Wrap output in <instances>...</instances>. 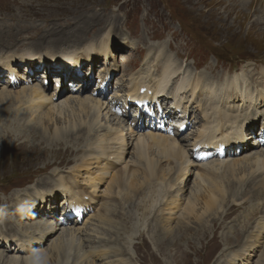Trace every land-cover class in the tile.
<instances>
[{"label": "rangeland", "instance_id": "obj_1", "mask_svg": "<svg viewBox=\"0 0 264 264\" xmlns=\"http://www.w3.org/2000/svg\"><path fill=\"white\" fill-rule=\"evenodd\" d=\"M177 8H180L181 15L179 10L178 12L173 11ZM171 13L177 18L172 17ZM179 21L184 28L180 26ZM258 21H264V0H0V54L10 52L19 55L25 49L36 52L77 50L81 53L87 45H92L95 47L98 60L107 63V58L105 59L104 53L99 48L102 43L110 45L115 56L106 66L96 67V75L91 78V83H88V87L83 86L80 92H72L73 88L68 84L66 88L64 84L57 88L52 79H45L41 82L40 76L44 75L43 71L35 73L30 82L24 75L16 78L14 88L15 86L22 88L27 82L30 85L39 83L50 93V96H58L56 105L60 107V102L65 96H70V99L75 101V98L85 96L95 89V80L100 71L102 76L105 73L108 76L109 69L116 74L110 80L112 83L109 91L129 85L133 76L145 69L147 54L154 43H165L167 49L173 50L179 61L184 64L188 63V69L194 73L205 70L215 77L220 73V78L223 79L227 70L231 71L228 72L229 74L240 71L250 61L255 68L250 78L255 79L256 76L260 78L259 72L264 68V25L259 24ZM204 45L212 52H219V55L226 58V61L222 60L223 63H217L214 55L208 56L209 51H202L201 48ZM155 53V51L152 52L151 62L156 65L154 72L158 74L162 59L156 58ZM125 58H130L127 64H123ZM195 58L200 60L199 62L196 60V64L202 65L203 61L204 64L201 67H195ZM85 62L87 63V60L84 57ZM230 62L236 66L235 69ZM87 81L84 77L83 82ZM3 86L6 85L0 86V92ZM68 93L69 95H66ZM74 109L77 107L71 111ZM192 110L195 117L201 118L198 107H193ZM22 114L24 116L21 122L19 121L20 127L14 129L4 123L0 125V233L21 231L18 227L21 221L27 225L33 224L38 220L36 216L41 213V209L44 213L47 212L43 207L47 201L44 203L42 200L35 210L36 214L29 212L30 215H25L22 219V210L18 208L20 199H27L26 196L38 197L37 193L43 195V192L50 189L53 181L63 176L73 179L77 177L76 181L85 186L81 177H85L87 172L92 173L93 176L100 174L103 179L96 186L95 197L99 202L94 203V207L88 215L84 216L85 218L78 220L80 224L77 226L91 229L96 222V218L92 216L96 206L102 208L107 206V202L114 203L112 197L116 190L112 189L107 193L106 189L112 174L118 171L121 162L108 159L106 156H102L99 161L97 158L90 159L91 150L104 145L96 143L91 147L85 142L75 144L74 141L71 142V137L57 142L55 136L53 137L54 134L43 135L44 130L48 128L47 124H43L44 128L41 126L34 128L32 122L27 121V118H30L27 117V112ZM110 117L101 120L100 127H103V130L111 124L110 121L113 118ZM121 122L123 125L127 124L125 120ZM200 125L201 123H195L198 128ZM113 126L119 125L114 123ZM4 130L6 132L17 130V132L13 131L14 134L4 137ZM50 131L54 132V130ZM94 132L92 129L93 134ZM130 132L131 130L128 133ZM191 133L189 132L180 139L192 136ZM82 134L83 131L77 135ZM132 139L133 142L126 147L127 153L122 159V162H126L129 167L133 166L136 157L134 155V134ZM73 150H78V152ZM262 151L264 147L253 148L244 156ZM85 159L88 160L86 167L80 165ZM189 164L190 167L195 168V171L192 172L186 186L184 182H177L175 169H171L165 175V180L159 179L151 190L142 193L138 198L131 195L132 202L126 203L125 210L131 211V216L135 213L134 217H139L141 220L137 221L134 230L129 225L125 230H118L117 233L120 236L127 231L125 247L112 244L110 255H113L115 251L119 256L114 255L112 262L109 261L110 256L100 258L96 264L99 262L100 264H117L119 263L117 259L121 256L126 260V263L121 264H237V262L238 264H255L258 258H264L262 255L264 233L258 235L260 239L256 238L255 245L250 251L244 246L248 242L251 243L250 240H254L252 235L258 233L256 224L264 223V194L255 196L246 194L245 208L236 212V216L234 213L232 217H226V224L224 221L221 223L218 216H213V213L210 215L204 212L205 207L201 203L193 215L183 217L181 215L183 206L195 193L194 183L199 167L195 163ZM168 178L173 184L171 187L167 184ZM203 184L207 185V182ZM180 187L184 191L178 192ZM92 190L91 188L90 191ZM154 190L157 196L152 202ZM262 192L264 193V188ZM226 197L228 199L226 202L232 200L231 195L228 194ZM172 199L181 205L171 214L167 204ZM197 201L201 202V200ZM140 203L142 206L148 204V210L144 215L141 207L137 206ZM252 207H260L262 213L252 224L253 218L251 220L249 218L247 227L246 216ZM55 208L57 210V204ZM135 218L128 222L137 220ZM156 225H158L157 228H155ZM167 226H171L174 230L171 235L163 236V231ZM11 227L17 231H9ZM133 231L138 232V235L133 234ZM155 231H158L157 236H155ZM24 234L28 232L24 231ZM61 234L62 230L58 231L43 248L50 250L53 241L57 240ZM17 248H19L17 243L14 242L13 246L7 245V242L0 236V252L5 256L21 258L30 254L26 249L22 253L17 252ZM123 248L126 249L125 252L122 251ZM33 250L36 249L33 247ZM0 262V264H10L6 259ZM22 262L23 260L19 259L14 264H22ZM83 263L87 264V262Z\"/></svg>", "mask_w": 264, "mask_h": 264}, {"label": "bare ground", "instance_id": "obj_2", "mask_svg": "<svg viewBox=\"0 0 264 264\" xmlns=\"http://www.w3.org/2000/svg\"><path fill=\"white\" fill-rule=\"evenodd\" d=\"M258 23H263L262 25H264V21H258ZM100 45L101 48H99V50L104 53L109 63L115 56V52L114 50L112 51V47L107 43H102ZM154 51H156L155 57L162 59V72L159 76L153 75V85L151 86L152 93L139 94L138 90L141 86L150 88V83L144 79V71L150 70L152 76L156 69V65L151 62V54ZM82 52L78 53L77 50L36 52L30 49H25L20 55H12L10 52H6L0 54V65L3 64L4 66H2V68L8 69L5 71L8 75L7 79H11L15 82L16 78L20 76V74L17 73L19 68H24L26 66L29 73L34 68L42 66V64L44 66H50L53 62H57L56 64L63 69L62 72H70L73 69L78 71L79 75L75 78L74 83V87L77 86L76 88H78L81 85V79L85 77V79L88 80V78H91L92 74L96 72V66L94 64L97 61L95 47L87 45ZM84 57L88 61L87 64L92 65L91 68L89 67L88 76H86L85 73L82 77L85 67ZM124 61L123 64H127L130 58H125ZM146 61L147 65L143 72H138L134 76L133 87L130 89L129 97L127 96L126 100L133 101L135 99H140V104H146L147 106H144L142 110L140 109L141 107H139V109L133 111V115L140 118H144V116L145 118L151 117L148 121L152 123V120L160 118L158 116L157 105H160L161 102L164 101L159 100L157 97L158 95H165L164 97L167 99L179 98V102L172 104V106H174L173 108L178 110L174 111L175 113L179 112L181 116H187L190 114L192 104H195V107H198L201 113V127H197L198 132L194 137L190 138L188 136L183 139L175 138L169 133L171 130H165L164 133L153 130H142L143 127H147L145 124H147L148 121L145 122V119L142 121L141 127H137V129L142 130L141 133L136 130V132L133 130L128 133L129 129L125 130L126 128L123 127V122H121V119L118 117L120 116L121 109L118 112L116 110L111 111L101 99L90 93L75 98V101L71 100L70 96H65L60 102V107H58L59 105H56L58 96H50V93H48L42 85H39V83L30 85L29 81L25 83V86L22 88H16V86L14 88L13 85L7 87L3 86V90L0 92V125L4 123L16 129L20 127L19 121L21 122L24 116L22 113L27 112V117H30L29 119L27 118V121L32 122L31 124L34 128H38V126L44 128L43 124L48 125L43 135L54 134L53 137L55 136L57 142L61 141V139L66 140L68 137H71V142L74 141L75 144L85 142L91 145V147L96 143L97 145L100 143L104 146H98L96 149L93 148L90 153V159L97 158L99 161L102 156H106L108 159H115L121 162V166L117 172L112 174L106 189L107 193L108 191H112V189L116 190V193L112 197L114 203L107 202V206H103L102 208L98 205L96 206L95 213L92 215L96 218L94 227L88 229V227L77 226L80 223L72 226L66 225L60 227L54 220H49L48 222L45 219L44 221L42 217L33 224L30 223L28 225L21 221V224H18L21 231H17L11 227L9 231L17 232L0 233V236H2L6 242H16L19 245L17 252L22 253V250L25 251L24 249H27V252L30 254L26 257L22 256L19 258L13 256V258H10L0 252V261L6 259L10 264H14V262L19 261V259L23 260L22 264H55V261L56 264H84L83 262H87V264H96L97 260L100 258H109L110 256L111 259L109 261L112 262L114 255L119 256L115 251H113V255H110L112 252V244H119L123 247L126 245L127 231L124 232L123 236H120L119 233H117L118 230H125L128 225L134 230L136 229L137 221L141 220L139 217H134L135 213L131 216V211L125 210L126 203L132 202L131 195L138 198L142 193L144 194L146 191L151 190L156 182L159 179H164L165 175L168 174V171L171 169H175V178L177 182H184L186 186L190 181L189 177L192 175V172L195 171V168L190 167L191 165L189 164L195 163L191 159V147L193 145L197 143L200 148L197 151V155L204 157L206 154L209 158L213 154L212 152H214V155L217 154L218 148L222 146L219 142H222L224 137L228 139L234 137L237 140L234 144L231 142V149L235 151L243 149L244 153H248V151L252 150L249 148L250 144H246L249 140H245V136L250 135V133L245 134V131H247L248 128H252L256 121L258 122V119H264V68L259 72L260 78L256 76L255 79L250 78V74L252 75V70L254 68L250 61H248L244 65L245 67L243 66L240 71L237 70L232 74H229L227 71L224 78L222 77L223 79L220 78V73L215 77L211 72L208 73L205 70L194 74L189 72V69H187L188 65L186 67L177 59L173 51L167 49L165 43H154L147 54ZM93 64L95 68H93ZM98 70L100 71V69ZM180 72L183 73L179 81L176 82L177 86L174 87L172 86V82L175 76H178ZM99 74H101L99 76V82L101 85H105L104 80L107 79L108 76L106 73L102 76L101 71ZM110 74L111 76L116 75L114 72L111 73L109 69V75ZM146 76H149V74ZM253 76H255V73H253ZM62 84L63 83H61V85ZM64 85L65 88L71 86H67V84ZM188 93L190 95H188ZM66 95H69V93ZM147 97L150 99L146 102L144 100H146ZM76 107L77 109L71 111V109ZM171 114L172 120H169L170 116L166 115L161 118L163 120L155 123H164L168 126H172V123L177 124L176 119L179 115ZM109 117L113 118L112 121H110L111 124L106 126L103 130V127H100L102 125L101 120ZM114 123L119 126H113ZM188 123L189 122L182 125L196 127L194 125H187ZM92 129L95 131L94 134L92 133ZM50 130H54V132L51 133ZM13 131L14 130L6 132L4 130V137H8L14 134V132H17V130ZM81 131H83V134L77 135L78 133L80 134ZM133 133H135L134 155L136 157L134 158L133 166L129 167L126 162H122V159L127 152L126 147L133 142ZM219 133H222L223 137L217 138L216 135H220ZM249 137L250 136H248V138ZM211 139H213L211 145H216L214 150L213 147L209 148L208 145ZM242 139L243 141H241ZM257 143H259V141L256 142L255 140L251 145H257ZM235 144L237 145L233 146ZM189 145H191V147H189ZM236 148L238 149L236 150ZM73 151L76 153L78 152V150ZM87 161L88 160L85 159L80 165L85 166L88 164ZM197 165H199V167L197 170V179L194 183L195 193L191 192L193 193L192 198L185 202L182 209L183 211L181 210V215L183 217H185V215H193L197 210V206L202 204V206L205 207L204 212L208 214L213 213V216H218L221 223L224 221L226 224V217L229 218L234 213L236 216V212L245 208L247 204V201H245L247 200L245 198L246 194H251L253 196L264 194L262 192V188H264V151L256 152L253 155H243L235 158L229 157L228 159H224L223 156L219 160L211 158ZM76 180L77 177L76 179L64 176L60 177L53 181L54 183L51 184V189L49 190L52 199H55L56 192H58V194H61L64 203L65 201H70V207L65 211L66 215L74 212L77 213L76 216L83 215L87 211L86 207H89L90 204L94 207V203L99 202L96 200L95 193L97 184H100V181L103 180L100 174L93 176L92 173L87 172L85 177H81V181H84L83 183L85 186L80 182L78 183ZM164 180L162 182H164ZM205 182H207V185L203 184ZM167 184L170 187L173 185L171 184L170 178L167 179ZM161 185L162 184H160V186ZM91 188L93 189L92 191H90ZM177 191H184V189L180 187ZM155 192L154 190L152 202L157 196ZM228 194L232 196V200L226 202V200H228L226 197ZM25 198L27 199H20L18 202V208L22 210V219L25 218L24 216L28 215L29 212H35L36 210L34 199L37 198H28V196ZM39 199L44 202L48 200L46 195H41ZM197 200H201V202ZM180 205L181 203H178L174 199L167 204L171 214L178 209ZM137 206L141 207L143 215L146 214L148 204L142 206L140 203ZM261 213L262 210L260 207H252L246 216L247 221L249 218L250 220L253 218L251 221L252 224ZM74 216L75 215H71L69 217L73 219L72 217ZM38 217L39 216H36V218ZM183 217L180 218L183 219ZM133 218L137 220L129 223ZM67 224L72 223L67 222ZM248 224L249 221L247 227L249 226ZM157 227L158 225L155 226V228ZM255 227L258 233L251 236L254 240H250L251 243L248 242L244 244L246 250L249 251L254 247L258 235L264 233V223L258 222ZM104 229L110 231H102ZM60 230H62V234L57 240L53 241L51 249L43 248V246ZM172 230L174 229H172L171 226H167L166 230L163 231V236L166 234L171 235ZM24 231L25 233L28 232V234H24ZM155 232V236H157L158 231ZM134 233L136 236L138 235V232L133 231V234ZM31 234L33 236H30ZM258 238L260 239V237ZM262 246L264 247V244ZM33 247L36 250H33ZM99 247L102 249H98ZM15 249L16 247L14 250ZM122 251L125 252L126 249L123 248ZM262 255L264 256V252H262ZM117 260L119 262L117 264L126 263L125 258L122 256L118 257ZM97 264H100V262ZM255 264H264V258H258Z\"/></svg>", "mask_w": 264, "mask_h": 264}]
</instances>
